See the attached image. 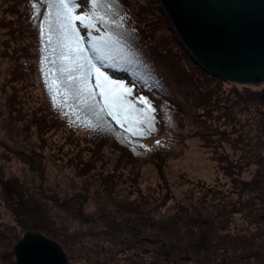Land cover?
<instances>
[{"label":"rangeland","instance_id":"obj_1","mask_svg":"<svg viewBox=\"0 0 264 264\" xmlns=\"http://www.w3.org/2000/svg\"><path fill=\"white\" fill-rule=\"evenodd\" d=\"M80 1L74 2L77 10L72 14L76 32L65 39L61 34L63 16H57L58 0H45L56 17L61 41L57 54L62 68L59 73V62L53 60L50 64L44 50L38 51L36 26L29 29L31 40H34L28 55L31 60L20 58L19 52L15 55L20 44L1 21L6 18L13 24H21L14 15L7 13L11 4L4 5L0 0V264H16L14 247L25 231L33 228L41 229L62 245L68 264L112 263V253L109 252L119 249L120 242L124 246V241H128L132 249L121 255L116 263L125 264L123 257L143 255V258L139 257L140 262L143 261L140 264H151L154 259L153 264H161L163 258L157 250L162 245L156 242L157 233H161V219L170 224L169 227L179 229L173 222L179 223L180 227L185 226V218L189 214L193 216V211L198 213L202 207L207 208L206 215H218L217 210L223 209L216 205L222 199L220 192L229 202L240 199L239 193L232 191L234 178L229 176V170L226 173L225 163L219 156L231 157L232 143L224 137L220 143L221 136L217 137L214 131V101H209L212 109L205 106L201 116L193 114L195 105L206 100L207 96L201 101L197 96L191 98L188 94L191 91L186 86L189 78L199 74L191 70L203 68L184 46L182 49L177 44V41L181 44L180 37L160 0ZM76 16H84L89 27L76 20ZM41 28L44 29L45 25ZM77 33L81 37L79 46L85 49L87 59L90 57L86 49L92 50L102 62L105 57L103 51L110 45L115 51L121 45L127 50L129 43L134 48L132 53L135 57L132 58L140 62L136 54L138 48H144L145 56L147 54L154 62L153 66L148 60L144 64L140 62L145 69L136 62L141 70L135 69L134 76L119 71L121 64L119 67L102 64L97 59L92 62L105 72L111 82L109 88L115 90V94L109 97V103L114 105L112 111L117 113L119 127L112 121L108 103L99 96V92L93 91V88H98L96 67H93L94 75L88 72V79L86 74L82 75L84 69L73 71L75 76L72 79L64 80L61 76L64 73L66 78L65 64L77 68L84 63V57H77L75 53ZM69 49H72L71 55H61L62 52L67 54ZM27 62L32 64L30 69ZM22 65H25L26 79L21 75ZM181 72L183 76L186 72L187 76L182 77ZM29 78L31 82H28ZM161 79L164 83L159 86L162 93L157 89V80ZM201 82L213 85L210 91H214V82ZM223 87L227 92L234 87L240 93L247 94L249 89L255 91L259 112L256 105L248 111L237 106L236 112L244 132H249L251 138L259 143V126L264 122L261 115L264 102L259 98L264 100V84L251 87L226 81ZM78 88L83 91L77 93ZM145 100H149V105ZM85 106L91 112L84 111ZM54 111L67 121V126L51 128L48 114ZM93 112L95 117L89 116ZM71 126L76 134L73 144L67 143L64 137L65 130L71 131ZM98 128L112 137L105 141L112 149L102 145L95 150V147L88 146ZM127 144L135 148L136 158L131 156L133 153ZM255 146L251 154L253 164L238 171L241 172L239 179L264 183L259 156L264 159V146ZM77 166H81V170ZM77 194L83 199L75 200ZM248 197L244 195L243 199ZM165 198L169 199L166 204ZM78 203L81 215L72 211ZM127 204L133 206L126 207ZM136 206L146 211L143 213L147 220L142 222L144 227H136L133 224L136 220L128 221L133 227L125 222V217H128L126 208L134 210ZM103 211L111 217L101 219ZM249 211L244 215L250 216L251 221V217L256 220L258 215L249 214ZM221 219L224 222L218 223H229L235 234L241 227L250 225V220H243L241 215L230 222L223 217ZM108 224L114 226L107 227ZM136 229L143 232L141 237L145 240L141 243L136 242ZM176 229L167 230L174 234L172 241L179 238L188 240L184 233L186 229L183 233H175ZM244 234L246 232H239L238 236ZM260 243H247L238 256L231 247L221 252V256L219 253L216 255L221 264H264V237ZM167 244L169 247L170 241ZM201 253L197 254L191 248L190 261L178 258V262L202 264L197 262Z\"/></svg>","mask_w":264,"mask_h":264},{"label":"trees","instance_id":"obj_2","mask_svg":"<svg viewBox=\"0 0 264 264\" xmlns=\"http://www.w3.org/2000/svg\"><path fill=\"white\" fill-rule=\"evenodd\" d=\"M3 1H4V5H6L7 3L11 4L10 8L7 10V13L14 15L16 20L20 21V24H21V25H19L18 23L13 24L11 23V21H9L6 18L1 21V24L4 27H9V29L11 30V34L14 36V39L20 44L15 49V55H17L19 52L20 58L26 57L25 58L26 60L28 61L31 60L32 57H28V55L30 54V51L33 48L34 40L33 39L31 40L32 37L30 36L29 29L30 28L34 29L36 26L37 35H38V44H39L38 51L41 52L42 50H44L48 61L50 60L49 61L50 64L53 63V60H56V62H59L60 57H57V54H58V45L61 43V41L59 40L60 36H59V31L56 25V17L52 9L48 7V5L46 4L45 0H3ZM77 1L81 3L80 0H72V3H69V8L74 9L71 14H73L77 10L76 9L77 4L75 5L74 3ZM96 1L98 2V0ZM102 1L103 0H100V2ZM97 4L99 5V3ZM41 25H45V28L44 29L41 28ZM31 34L33 35L34 33H31ZM180 42L181 44L177 41V44H179V46L182 48L184 45L182 44L181 40ZM126 46L128 47L127 50L121 45L120 46L121 48L115 51L114 49H112L113 47L110 45L109 49H106L105 51H103L105 57L102 60V62L96 58L92 50L86 49V51L88 50V56L90 57V59L88 58L87 60H85L84 58L83 64H86L89 62L90 64H92V62H94L96 59L100 61L102 64L103 62H105L107 64H112L117 67H119L118 64H121L120 66L121 69L119 71L125 72L127 76H134L133 75L134 70L140 69L135 65L136 62H138V65H140L141 68H144L142 64L146 63L147 60H148L149 65L153 66L154 62L152 61V59L148 57L147 54H146L147 57L144 54V53H147L146 49L138 48L136 56L142 63L141 64L137 60V58L136 60L135 58H132V57H135V55L132 53L133 51L132 49H134L133 46L129 43ZM151 50L155 51L154 49H151ZM53 57H55V59H53ZM81 57H84V56H81ZM60 64L61 63L59 62L57 65V69L59 73L61 72V69H62ZM28 65L30 69L32 64L29 62L28 64H26V66ZM24 66L25 65H22L23 73H21V75L24 79H26L25 76L27 75V73L26 74L24 73L25 72ZM65 66H66L67 74H66V78H65L64 73L61 75L63 79L67 80L68 77H70L71 79L74 78L75 76L74 72H77L78 68L71 67L69 63L65 64ZM94 66L96 68L98 67L97 65H94ZM194 70L199 74H196V76L189 78V83L187 84L186 88L188 91H191V92L188 94L189 96H191V98H195L197 96L198 98H200V101H201V98L206 97V96H207V99L204 101H201L198 105H195L193 114L195 116L197 115L198 117L201 116L203 114L201 112L205 108V106L209 105L208 106L209 109H212L211 105L209 104V101L210 100L214 101L215 103L213 106H214L215 114H216V121H215L216 128L214 131L217 132L216 134L217 137L219 135L221 136L219 137L220 143L222 142V138L224 137L225 140L228 139L227 141L232 143V147H233V154L231 157L229 155H223V154L219 156L223 159V162L225 163L224 166H225L226 173H228V170H229V176L234 178V182L231 185L232 191L239 193L240 199L234 202L233 201L229 202L226 200V196L220 192L219 194L222 199H221V202L219 204L216 203V205L222 206L223 209L219 208L217 210V213L218 215L223 217L224 220L227 222L235 220L238 215H241L242 219L246 221V219L250 218V216L248 217L244 215V212H246L247 210H250L249 214L255 213L256 215H258V218L256 220H253V218L251 217L252 221L249 219L250 225L246 228L241 227V230L239 231L241 233L246 232V234L249 232L250 233L249 236L251 237L247 236L246 234H244V236H238L239 232L235 234L236 232H233L231 230L229 223L225 222L227 225H225V223L223 224L218 223V221H223L221 217L215 214L206 215L205 211H208V210L207 208H203V207L200 211H198V213L193 211L194 212L193 216H191L192 214L191 215L189 214L188 218H185L187 219L186 220L187 223L185 222V226L180 227L179 223L177 224L176 222H173V225H177L179 229H176L175 227H169L168 225L170 224H167V222L161 219L160 225L158 223V225L160 226L161 233H157L159 237L157 236L158 239H156V242L162 245L161 246L162 248L157 250V253L161 254L163 258L162 261H160L161 264H179L178 258H180V260L190 261V259L192 258V256H190L189 254L191 248L196 250L197 254H200L202 252L200 255V259L197 258V262H201L202 264H221L220 260H218V257L216 255L217 253H219L220 255L221 252L231 247L234 249L235 252H237L236 255L238 256V254H241V252H243L244 245H246L247 243L261 244L260 242L263 240V237H264V205H263L264 204V183H259L256 181H250V182L243 181L242 179H239L241 172H238L239 170L243 171L244 168H247V167L249 168L253 164V158L251 157V154H253L254 148L257 147L255 145L261 144L264 146V138L262 137V135H264V122H262L261 125L259 126L260 132L258 136L260 139L258 140L260 141L259 143H256V140L254 141L251 138V136L249 135V132H244L243 125L240 126L241 119L239 118L238 120L237 118L238 114L236 112L237 106H239L240 109H242V111H248V109H250L251 106H255V105L257 106V110L259 112L260 104H258V102L255 100L257 98V96L254 94L255 91H252V90L249 91L250 90L249 89L247 91V94L243 92L242 94L234 87L228 90L227 92L226 89H224L223 87L224 82L226 81L212 75L204 68L203 70H200V69L197 70L196 68H194L191 71L193 72ZM26 71H28V67H26ZM84 71L85 72H83L82 75L86 74L87 79H88L89 71L87 68H84ZM91 72H92V75H94L93 68L91 69ZM76 75H78V73H76ZM181 76L186 77L187 73L184 72V76H183V73L181 72ZM197 77H200V78H197ZM209 80L214 82V91H210L211 89H213V85L201 82V81L205 82ZM31 81L32 79L29 78L28 82H31ZM157 83H158L157 89L160 93H162L163 89L162 90L159 89V86L160 84L163 83V79L157 80ZM135 84L136 82H134V85ZM246 88H250V87H246ZM97 90L93 88V91L99 92V93L101 92L100 88H97ZM144 91L147 92V89H145ZM99 96L101 97L100 94ZM212 97H214L213 100H212ZM259 100L261 102L262 101L264 102V100H261L260 98ZM144 102H147L146 105H149L148 104L149 100L148 101L145 100ZM83 110L90 111L89 108L86 106L83 108ZM205 114H206V111H205ZM48 115H50V119H52V120L49 119L51 123V128L52 127L62 128V127L67 126L66 125L67 121H64L55 111L54 113H51V114L49 113ZM261 115L264 118V110L261 111ZM89 116L95 117V112L90 113ZM111 118L115 124L117 123L116 126L119 127L118 126L119 121L117 119L118 116L116 117L111 116ZM229 125L231 126L230 130L227 131V129H229L228 128ZM222 126L224 127L223 130L221 129ZM73 130L75 129L73 126H71V131L65 130L64 132L65 133L64 137L67 143L73 144L74 141H76V137H74L76 134H75V131ZM105 132H106L105 130L98 128L94 132V134H92L93 138L88 143V146L90 148L95 147V150L99 149V147H101L102 145L112 149L110 145L105 143L106 140L108 139L110 140L112 139V137L107 135V133ZM120 132L123 133V131H120ZM118 145L121 146L119 143ZM127 146L130 147V150L133 153L131 156L133 158H136V156L134 155V151H133V149L135 148H133L131 144H127ZM258 154H260L259 151H258ZM259 156L261 160L260 164L264 172V159L262 158L261 155ZM77 167L78 169L81 168V166H77ZM84 174H87V172ZM244 195L249 196V197L246 200H244L243 199ZM76 199L82 200L83 196L77 194L75 196V200ZM168 201L169 199L165 198L164 204H166ZM129 206H133V205L127 204L126 207H129ZM78 207H80V203L72 207V211L75 214L81 215L77 209ZM135 209L127 210L126 208L125 212H127L128 217H125L126 218L125 222L128 223V225L131 227H133V224L136 227H144L142 222H145L147 220L145 219V216H143V213H146V211L143 210L142 207L140 206H136ZM195 210L197 211L198 209H195ZM154 212L159 213L158 210H154ZM108 215H111V214H107L106 212L103 211L100 217L101 219L106 216L110 218L111 216H108ZM133 216L135 217V219H132ZM190 217L194 221L193 224L190 223L192 221ZM129 220L131 221L136 220L137 222H134L132 224L128 222ZM120 224L121 223H119V226ZM106 226L113 227L114 225L108 224ZM253 228L255 229L253 230ZM33 229L47 236L41 229H38V228H33ZM172 229H176L174 230L175 233L176 232L181 233V231L183 233V231L186 229L184 233L187 234L185 237L188 240L179 238V240L177 241H172L171 237H173L174 234L172 233L170 234V232L167 231V230H172ZM121 232H122L121 229H119V233ZM135 232H137L136 242L141 243L142 241L145 240L144 238L141 237V235L143 234L142 231L139 232V230L136 229ZM167 240L170 241L169 247L167 244L168 243ZM57 243L59 242L57 241ZM123 245L124 246H122V242H120V246L118 247L119 249L109 252V253H112L110 257L113 259H111L112 263H106V264H118L116 263V261H119V258H121L120 256L123 254H126V252L129 251L128 249H132V247L129 246L130 243H128V241H124ZM172 249L175 251L172 252ZM139 257L143 258V255H136V256L134 255L133 257L128 256V257H123L122 259L125 264H137V263L140 264L143 261L140 262ZM154 261L155 259L153 260V263H155ZM153 263L151 262V264ZM100 264H103V263H100Z\"/></svg>","mask_w":264,"mask_h":264},{"label":"water","instance_id":"obj_3","mask_svg":"<svg viewBox=\"0 0 264 264\" xmlns=\"http://www.w3.org/2000/svg\"><path fill=\"white\" fill-rule=\"evenodd\" d=\"M197 63L229 82L264 84V0H160ZM16 264H68L59 243L28 229Z\"/></svg>","mask_w":264,"mask_h":264},{"label":"snow or ice","instance_id":"obj_4","mask_svg":"<svg viewBox=\"0 0 264 264\" xmlns=\"http://www.w3.org/2000/svg\"><path fill=\"white\" fill-rule=\"evenodd\" d=\"M69 3H72V0H58V5H57L58 7L57 16L58 17H60L61 15L63 16V20L61 21V34L65 39H67L68 36H70L72 33L76 32V29L72 25L73 16L71 14L74 9L69 8ZM75 19L80 21L81 24H84L85 27H89V25L85 23L86 18L84 16H76ZM64 29H67V31L65 32ZM80 39L81 37L77 33L76 42H75V53L77 57L84 56L85 54V49L80 48L79 46ZM71 54H72V49H69V52L67 54L63 52L61 53L62 56L71 55ZM84 58L85 60H87L86 56H84ZM93 67L95 66L90 63L80 64L77 66L78 70L87 68L89 72H91V69ZM95 83H96V87L101 89L100 95L104 98L105 102L108 103V106L110 109L109 114L112 115L113 117H116L117 113L115 111H112V108L114 107V105L112 103H109V97L115 94V90L109 88V85L111 82L109 81L106 74L104 72H101L100 69L98 68L96 69V82ZM76 91L77 93H79L83 91V89L78 88ZM92 107L94 108L95 105H92ZM102 110L103 108H101V111Z\"/></svg>","mask_w":264,"mask_h":264}]
</instances>
